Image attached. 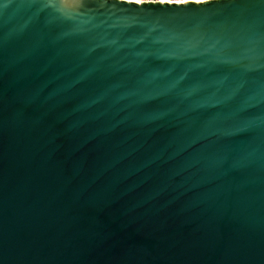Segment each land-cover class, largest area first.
<instances>
[{
  "label": "water",
  "instance_id": "obj_1",
  "mask_svg": "<svg viewBox=\"0 0 264 264\" xmlns=\"http://www.w3.org/2000/svg\"><path fill=\"white\" fill-rule=\"evenodd\" d=\"M0 264H264V0H0Z\"/></svg>",
  "mask_w": 264,
  "mask_h": 264
},
{
  "label": "built area",
  "instance_id": "obj_2",
  "mask_svg": "<svg viewBox=\"0 0 264 264\" xmlns=\"http://www.w3.org/2000/svg\"><path fill=\"white\" fill-rule=\"evenodd\" d=\"M128 1H133V2H138V1H169V2H177V1H185V0H128Z\"/></svg>",
  "mask_w": 264,
  "mask_h": 264
}]
</instances>
